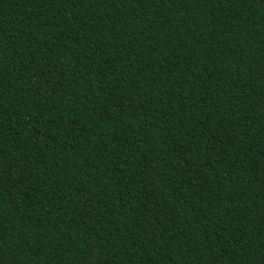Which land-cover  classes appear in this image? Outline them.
<instances>
[{"label": "trees", "instance_id": "1", "mask_svg": "<svg viewBox=\"0 0 264 264\" xmlns=\"http://www.w3.org/2000/svg\"><path fill=\"white\" fill-rule=\"evenodd\" d=\"M0 264H264V0H0Z\"/></svg>", "mask_w": 264, "mask_h": 264}]
</instances>
